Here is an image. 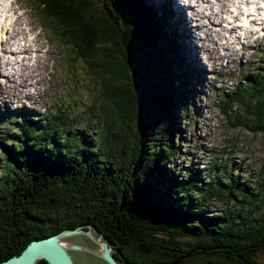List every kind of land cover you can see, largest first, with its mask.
<instances>
[{"label":"trees","instance_id":"trees-1","mask_svg":"<svg viewBox=\"0 0 264 264\" xmlns=\"http://www.w3.org/2000/svg\"><path fill=\"white\" fill-rule=\"evenodd\" d=\"M30 1L74 81L61 78L68 93L41 114L0 108V261L31 240L91 225L130 249V264L202 255L262 264L264 179L219 156L202 170L170 168L185 139L183 114L204 93L182 40L170 38L168 2ZM249 66L216 103L231 127L264 134V52ZM214 203L224 207L211 211Z\"/></svg>","mask_w":264,"mask_h":264},{"label":"rangeland","instance_id":"rangeland-1","mask_svg":"<svg viewBox=\"0 0 264 264\" xmlns=\"http://www.w3.org/2000/svg\"><path fill=\"white\" fill-rule=\"evenodd\" d=\"M155 1L157 5L160 2V0ZM175 1L174 4L177 3V0ZM178 1L194 4V0ZM225 2L227 8L231 9L230 0H225ZM7 3H12L17 14L24 11L22 16L19 15L21 23L18 28L19 35L21 32L25 36L24 30L26 28L35 31L34 33L37 35L35 42H32L31 45L34 49L39 47V51L34 53L32 49L26 55L28 59L26 64L30 66L26 75L21 76L19 73L13 77L14 69L5 70L4 67L1 68L5 77H0V108L34 110L41 114L45 109H49L58 95L64 96L68 93L66 89L68 84L61 81V78L70 81L72 74L63 73L60 70L64 60L60 59L58 50H61L63 57L64 52L56 46L55 42H52L49 38V32L42 28V23L33 3L30 0H7ZM173 8L175 9V6ZM173 13V19H170V28H173L174 32H170V38H174L177 34L176 36L182 40L183 52L187 54L192 68L201 75L202 82H194V86L198 91L203 92L204 96H200L196 92V97L189 101L194 102V105L200 107V110L193 114L191 107L194 105H192L183 114L185 116L183 117L182 128L185 130L183 133L185 139L178 142L181 154L175 156V165H170V168L181 169L191 166L202 170V167L208 165L207 162L212 157L219 156L222 161L231 162L235 169L239 168L241 175L251 176L254 181L261 182L264 179V134H253L240 127H231L227 122V117L221 114L219 105L216 103V95L220 91H227L233 87L236 76L242 75L244 67L248 64L251 66L253 62L260 59L264 52V46H260L264 44V23L255 35L253 34L257 31V26L249 24V29L253 31H241L242 38L240 40L239 38H232L234 33L228 32L224 27H221L223 31L220 33L213 24H211V29H207L204 27V23H207L205 20L208 19L200 20V16H196L195 18L200 20L197 23L192 16L189 17V10H187V15H184L186 19L183 20V24L187 25L186 28L181 24L182 12L175 10ZM226 14L225 18H230L229 12ZM252 16L254 17V15H249L245 18L250 22L249 19ZM173 23L178 26H174ZM192 26L194 27L192 28ZM190 27L192 28L191 31L188 29ZM38 28L41 29V32H38ZM255 38L256 41L253 42ZM249 39L250 41H248ZM27 44L30 43L27 42ZM1 60L3 61L2 56ZM37 60L42 62L35 68L36 74H34L30 70ZM19 68L26 69L24 65ZM71 72L77 75V69L71 68ZM8 78L17 84L8 83ZM73 81L74 79L70 81V84ZM85 83L90 87L89 80H86ZM6 84L12 86L6 87ZM87 92V97L81 106L90 101L92 91L87 90ZM65 101H69V99L65 98ZM75 110H79V108H75ZM241 111V108L235 109V113ZM228 156L229 159L226 160ZM223 207L219 203H214L210 210L214 211ZM63 240L88 248L86 250H70L74 264H108L91 251L100 245L89 235L75 234L65 237ZM124 252L129 254L131 251L126 248ZM257 259L264 264V250L258 254ZM208 260L206 255L197 256L189 264H210Z\"/></svg>","mask_w":264,"mask_h":264},{"label":"bare ground","instance_id":"bare-ground-1","mask_svg":"<svg viewBox=\"0 0 264 264\" xmlns=\"http://www.w3.org/2000/svg\"><path fill=\"white\" fill-rule=\"evenodd\" d=\"M174 1L175 0H172V6H175V9L173 8V11L175 10L177 12L181 11L183 14V19H181L182 21L181 24H183V20L186 19L184 15L186 16L187 10H189L191 16L194 18L196 16H200L199 18L200 20L207 18L208 20H205L207 21V23H204V27H206L207 29H211L212 16L211 13H209L211 7V5L209 4L214 0H194L193 5L188 4L187 2L180 3L178 0L177 3L174 4ZM235 1L236 2L232 4V8L230 9L231 12L228 9H226L227 10L226 12H230L228 16L231 19L234 18V16L238 15L239 24L235 26L237 27L242 26L241 29L245 31L247 30L246 26L248 24H255L254 20L252 19L253 16L250 17L251 18L250 22H248V19H246L245 17L249 15H253V12L258 11V5L260 3H264V0H258L257 3H255V0H235ZM248 6L251 7L248 8ZM224 7L225 5L222 6L221 11H225L223 9ZM19 15L22 16V12L17 14L14 11V7L12 3L9 4L7 3V0H0V77H5V74H3V72L1 71V68L3 67L5 70L14 69L15 71L13 77H15V75H19V73L21 76L26 75V72L29 71L30 69V66L26 64L28 60L26 55H28L30 50L34 48H32L31 44H27V42H35V39L32 35L28 36L26 31H25V36H23L21 32L19 35L18 28L19 25L21 24ZM225 15L227 16V14ZM183 26L187 28L186 24H183ZM215 27L216 29H219L218 30L219 33L223 31V29L220 27V24L215 25ZM192 28L190 27L188 29H190L191 31ZM258 32L259 31H256L253 35H255ZM22 40H25L24 44H21ZM254 41H256V38L253 40V42ZM1 56L3 57V61L1 60ZM41 62H42L41 60H37L36 64L33 66V68L30 71L36 74L35 68H37ZM23 65L26 67V69L19 68L20 66ZM8 83H13V85L17 84L12 79L9 78H8ZM11 86L12 85L6 84V87H11ZM61 241L65 246L70 245V243L64 241L63 238L61 239Z\"/></svg>","mask_w":264,"mask_h":264},{"label":"water","instance_id":"water-1","mask_svg":"<svg viewBox=\"0 0 264 264\" xmlns=\"http://www.w3.org/2000/svg\"><path fill=\"white\" fill-rule=\"evenodd\" d=\"M93 231L95 232V228L87 225V229H82V227L67 228L47 237L31 240L20 253L0 261V264H35L39 259L45 260L48 264H74L70 250H86L88 248L74 242L65 246L61 239L75 234H87L92 237L100 247L91 249V251L108 264H120L111 254V251L116 252L121 257L123 264H130L118 246L112 245L101 236H95ZM152 264H177V261Z\"/></svg>","mask_w":264,"mask_h":264},{"label":"flooded vegetation","instance_id":"flooded-vegetation-1","mask_svg":"<svg viewBox=\"0 0 264 264\" xmlns=\"http://www.w3.org/2000/svg\"><path fill=\"white\" fill-rule=\"evenodd\" d=\"M97 236H100V235H97ZM113 245V244H112ZM99 248V247H98ZM122 252H123V254H124V251L123 250H121ZM111 254L114 256V254H116V255H118L116 252H114V251H111ZM124 256H125V254H124ZM118 259H116L120 264H123V261H122V259H121V257L118 255ZM126 257V256H125ZM115 258V257H114ZM127 258V257H126Z\"/></svg>","mask_w":264,"mask_h":264}]
</instances>
